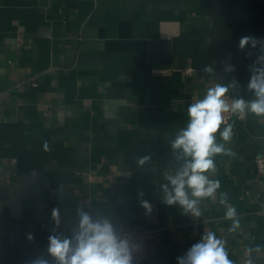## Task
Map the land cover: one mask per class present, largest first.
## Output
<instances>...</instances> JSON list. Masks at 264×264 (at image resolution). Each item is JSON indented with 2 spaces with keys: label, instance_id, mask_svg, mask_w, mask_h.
Returning <instances> with one entry per match:
<instances>
[{
  "label": "crops",
  "instance_id": "0c3cea01",
  "mask_svg": "<svg viewBox=\"0 0 264 264\" xmlns=\"http://www.w3.org/2000/svg\"><path fill=\"white\" fill-rule=\"evenodd\" d=\"M244 36L264 39V0H0V264L40 256L55 264L48 237H70L77 209L108 218L118 235L153 232L144 264H178L204 230L227 240L234 264H244L245 247H264L255 163L264 119L232 121L225 146L234 155L215 157L221 188L201 201L202 218L166 205L161 189L183 163L171 141L188 105L216 83L235 82L228 95L252 98L259 48L239 50ZM143 156L150 160L139 166ZM220 192L237 209L236 232Z\"/></svg>",
  "mask_w": 264,
  "mask_h": 264
},
{
  "label": "clouds",
  "instance_id": "9594fccd",
  "mask_svg": "<svg viewBox=\"0 0 264 264\" xmlns=\"http://www.w3.org/2000/svg\"><path fill=\"white\" fill-rule=\"evenodd\" d=\"M255 50L259 48L256 60L249 66L250 78L247 89L251 99L243 96L229 99L230 89L236 87L235 82L216 83L208 87L202 98L188 105L186 126L179 129L171 141L173 154L183 163L171 174H166L168 183L162 184L164 203L179 205L184 215L200 219L204 210L200 207L203 200L216 199L221 188L220 180L215 178L217 167L215 157L219 155L233 156L230 143L234 137V123L229 114L243 119L246 115H254L264 119V39L253 36L241 37L238 49ZM249 55L252 54L250 51ZM202 71L213 73L212 66H205ZM234 72L233 65L226 68ZM222 141L217 142V138ZM45 149L48 145H44ZM149 156L138 159L139 166L145 165ZM139 192V196H143ZM218 204L225 209L224 218L231 221L230 232L240 227L237 209L228 203V194L219 193ZM141 206L151 213L148 201L142 200ZM78 211V229L70 237L49 235L47 254L55 264H134L133 249L127 238L117 234L108 218L93 217L86 211ZM56 225L61 223L60 212L54 208L51 213ZM55 231V230H54ZM32 240V234H28ZM227 240L214 231L204 230L200 240L194 243L184 255L177 257L178 264H234L229 258ZM253 253L258 259L264 258V247L261 245L244 248V264H256ZM29 264H51L44 256L32 259Z\"/></svg>",
  "mask_w": 264,
  "mask_h": 264
},
{
  "label": "built area",
  "instance_id": "2783aa9c",
  "mask_svg": "<svg viewBox=\"0 0 264 264\" xmlns=\"http://www.w3.org/2000/svg\"><path fill=\"white\" fill-rule=\"evenodd\" d=\"M192 69L186 70V74H191ZM36 82L33 81V85L36 86ZM229 99H232L231 95H228ZM247 115L240 119L236 116H231L229 114L230 122L234 119L245 120ZM257 167V177L262 179L264 177V156H258L256 158ZM122 238H127L129 240L130 246H137L133 249L134 264H144L149 259V251L151 247L152 240L154 238L153 232L151 231H127L120 235Z\"/></svg>",
  "mask_w": 264,
  "mask_h": 264
}]
</instances>
